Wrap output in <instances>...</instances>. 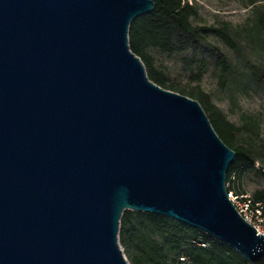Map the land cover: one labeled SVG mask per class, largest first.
<instances>
[{
    "label": "water",
    "instance_id": "obj_1",
    "mask_svg": "<svg viewBox=\"0 0 264 264\" xmlns=\"http://www.w3.org/2000/svg\"><path fill=\"white\" fill-rule=\"evenodd\" d=\"M154 5L0 0V264H129L125 210L264 264V237L226 195L234 151L129 48L130 23Z\"/></svg>",
    "mask_w": 264,
    "mask_h": 264
},
{
    "label": "trees",
    "instance_id": "obj_2",
    "mask_svg": "<svg viewBox=\"0 0 264 264\" xmlns=\"http://www.w3.org/2000/svg\"><path fill=\"white\" fill-rule=\"evenodd\" d=\"M151 13L136 17L128 28L130 50L141 60L149 80L159 87L196 100L221 141L235 156L226 173V184L236 194H245L241 188V175L250 173L264 178V137L260 136L255 123L236 127L214 106L209 96L198 89L189 90L168 83L164 74L157 70L154 59L148 53L155 48L166 54H185L190 77L198 81L208 67L217 73L220 90L226 92L233 84L234 66L231 60L209 41L213 36L222 41L241 62L245 85L264 91V68L253 63L244 51H251L255 42H262L264 13L256 14L255 21L242 33L229 25L197 26L192 19L196 10L184 0H153ZM251 5L255 0H248ZM192 67L197 69L194 73ZM237 80V79H236ZM235 84V83H234ZM254 201L264 208V187L251 193ZM118 242L129 264H247L232 249L203 232L176 220L142 212L123 211L119 220Z\"/></svg>",
    "mask_w": 264,
    "mask_h": 264
},
{
    "label": "rangeland",
    "instance_id": "obj_3",
    "mask_svg": "<svg viewBox=\"0 0 264 264\" xmlns=\"http://www.w3.org/2000/svg\"><path fill=\"white\" fill-rule=\"evenodd\" d=\"M196 10L192 19L193 25L197 26H222L229 25L235 32L242 33L245 42V31L253 24L256 14L264 13V0H255L251 5L248 0H184ZM262 42H255L254 50L248 45L244 54L253 63H258L264 68V33ZM209 41L217 46L231 60L234 70L235 81L227 86L226 92L220 90L217 73L212 67H208L198 81L191 79L190 69L184 59L185 54H166L155 48H149L148 53L154 59L155 68L161 71L168 79V83L186 90L198 87L207 94L211 103L216 106L225 116L226 120L236 127H243L255 123L264 137V91L254 90L245 85L244 68L235 54L219 39L210 36ZM194 73L197 69L192 67ZM237 79V80H236ZM235 83V84H234ZM241 188L245 194L251 193L264 187V178H258L250 173L241 175Z\"/></svg>",
    "mask_w": 264,
    "mask_h": 264
},
{
    "label": "built area",
    "instance_id": "obj_4",
    "mask_svg": "<svg viewBox=\"0 0 264 264\" xmlns=\"http://www.w3.org/2000/svg\"><path fill=\"white\" fill-rule=\"evenodd\" d=\"M226 195L242 219L251 225L257 234L264 237V208L260 202L254 201L248 194H236L225 184Z\"/></svg>",
    "mask_w": 264,
    "mask_h": 264
}]
</instances>
